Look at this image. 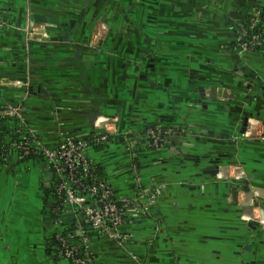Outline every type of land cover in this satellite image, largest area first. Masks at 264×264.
Returning a JSON list of instances; mask_svg holds the SVG:
<instances>
[{
    "label": "crops",
    "instance_id": "crops-1",
    "mask_svg": "<svg viewBox=\"0 0 264 264\" xmlns=\"http://www.w3.org/2000/svg\"><path fill=\"white\" fill-rule=\"evenodd\" d=\"M263 5L0 0V104L21 105L52 145L117 120L86 153L117 196L138 190L146 210H127L123 244L87 229L97 264H264V195L258 206L238 191L245 176L264 189V50L236 43ZM251 120L257 136L245 135ZM54 187L42 157L0 161V264H66L52 241L77 217L59 210Z\"/></svg>",
    "mask_w": 264,
    "mask_h": 264
},
{
    "label": "built area",
    "instance_id": "built-area-1",
    "mask_svg": "<svg viewBox=\"0 0 264 264\" xmlns=\"http://www.w3.org/2000/svg\"><path fill=\"white\" fill-rule=\"evenodd\" d=\"M263 8H255L244 24L236 31V43L241 51L258 50L264 45V34L256 31L262 21ZM0 19V27L3 26ZM258 48V49H257ZM0 120L9 129L1 141L8 152H16L23 156H39L46 159L55 174V197L59 210H71L76 219L72 226L61 225L55 232L58 241L56 253L66 260V264H97L90 248V236L87 229L97 234L116 239L123 244L128 235L122 231L127 210L132 206H140L144 195L135 192L134 196H117L112 184L103 178L102 170L87 155L90 142L71 135L62 137L58 144H49L34 135L28 128L27 116L23 107L6 102L0 108ZM100 129L104 135L94 137L91 143L100 142L111 134L110 122L116 118L102 116ZM259 120L248 124L246 136H257ZM149 138L152 146H158L163 138L160 128H150ZM102 133V134H103ZM155 197L151 195L153 200ZM142 208L145 209L144 202ZM146 210V209H145ZM76 230V234L71 231ZM79 236V238H78Z\"/></svg>",
    "mask_w": 264,
    "mask_h": 264
},
{
    "label": "trees",
    "instance_id": "trees-1",
    "mask_svg": "<svg viewBox=\"0 0 264 264\" xmlns=\"http://www.w3.org/2000/svg\"><path fill=\"white\" fill-rule=\"evenodd\" d=\"M262 8H263V14H262V21L264 22V5L262 6ZM237 29L238 28H236V31H237ZM256 31L257 32H259V33H261V34H264V25H263V23H260L259 25H258V27L256 28ZM258 49V48H257ZM259 51H261V50H264V45L262 46V47H259V49H258ZM6 102H3V103H1L0 104V108L5 104ZM3 122V120H0V140L2 141L3 139H4V136H5V134L6 133H8L9 132V129L7 128V127H5V126H2V123ZM153 128H157V126H153ZM159 128V127H158ZM93 138L94 137H88V138H86V139H84V140H87L88 142H92V140H93ZM77 139V138H76ZM8 155V152H7V150H6V148L4 147V146H1V144H0V161H3V159L6 157ZM37 157H39V156H23V159H30V158H37ZM98 168H99V171H101V168H100V166H98ZM69 231H71V230H69ZM68 230H65L64 231V233L66 234V232H69ZM72 233H74V234H76V230H74V231H71ZM87 234L90 236V238H91V234H89V232H87ZM78 238H79V236H78ZM58 241L56 240V239H54L53 241H52V246L55 248V250H56V247L58 248Z\"/></svg>",
    "mask_w": 264,
    "mask_h": 264
},
{
    "label": "water",
    "instance_id": "water-1",
    "mask_svg": "<svg viewBox=\"0 0 264 264\" xmlns=\"http://www.w3.org/2000/svg\"><path fill=\"white\" fill-rule=\"evenodd\" d=\"M99 116H100L99 114H98V115H95V118L97 119V117H99ZM248 120H249V119H248ZM247 124H248V121H247ZM83 135H87V134H83ZM218 172H219V169L216 168V170H214V173H218ZM243 183H244V185H243L241 188H242L244 191L251 193L252 197H253V196L256 197V194H255V188L252 187V185L250 184L249 179H248L247 176L244 177ZM239 186H240V185H239ZM255 203H256V205H258V206L260 205L259 202H255Z\"/></svg>",
    "mask_w": 264,
    "mask_h": 264
},
{
    "label": "flooded vegetation",
    "instance_id": "flooded-vegetation-1",
    "mask_svg": "<svg viewBox=\"0 0 264 264\" xmlns=\"http://www.w3.org/2000/svg\"><path fill=\"white\" fill-rule=\"evenodd\" d=\"M241 187V186H240ZM243 190L242 188H238V191H241ZM238 191H234V192H238ZM260 192V193H259ZM246 196L250 198V195H249V192H246ZM260 194V195H264V189L263 188H255V194ZM251 194V193H250ZM233 199L234 201H237L238 200V197H237V193H234L233 195ZM252 202L255 203V202H258V201H255L254 200V196L252 197Z\"/></svg>",
    "mask_w": 264,
    "mask_h": 264
},
{
    "label": "rangeland",
    "instance_id": "rangeland-1",
    "mask_svg": "<svg viewBox=\"0 0 264 264\" xmlns=\"http://www.w3.org/2000/svg\"><path fill=\"white\" fill-rule=\"evenodd\" d=\"M258 199H259V202H261V197H260V196H258V197H257V196L254 197V200H255V201H257ZM255 210H256V208H255ZM257 211H259V209H258Z\"/></svg>",
    "mask_w": 264,
    "mask_h": 264
},
{
    "label": "bare ground",
    "instance_id": "bare-ground-1",
    "mask_svg": "<svg viewBox=\"0 0 264 264\" xmlns=\"http://www.w3.org/2000/svg\"><path fill=\"white\" fill-rule=\"evenodd\" d=\"M259 193H260V192H259ZM249 195H250V199H249V200H250V202H251V201H252V195H251L250 193H249Z\"/></svg>",
    "mask_w": 264,
    "mask_h": 264
}]
</instances>
